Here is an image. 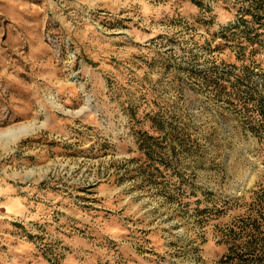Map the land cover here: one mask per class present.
<instances>
[{"label": "rangeland", "instance_id": "374dc122", "mask_svg": "<svg viewBox=\"0 0 264 264\" xmlns=\"http://www.w3.org/2000/svg\"><path fill=\"white\" fill-rule=\"evenodd\" d=\"M252 221L264 0H0V264H230Z\"/></svg>", "mask_w": 264, "mask_h": 264}, {"label": "trees", "instance_id": "16d2710c", "mask_svg": "<svg viewBox=\"0 0 264 264\" xmlns=\"http://www.w3.org/2000/svg\"><path fill=\"white\" fill-rule=\"evenodd\" d=\"M244 20L241 17V19L237 20V24L238 21L244 23ZM245 229L249 235H260V239H256L258 242L253 247H241L240 244L237 246L233 245L230 247L229 253L225 255V261L230 264H264V242H262L264 236H262L263 232L260 231L257 221L248 223Z\"/></svg>", "mask_w": 264, "mask_h": 264}]
</instances>
